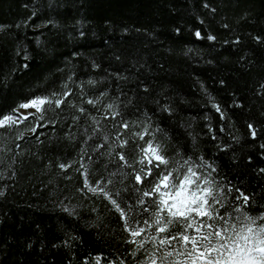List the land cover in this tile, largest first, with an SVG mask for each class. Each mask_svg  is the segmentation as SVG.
I'll use <instances>...</instances> for the list:
<instances>
[{"label":"trees","instance_id":"trees-1","mask_svg":"<svg viewBox=\"0 0 264 264\" xmlns=\"http://www.w3.org/2000/svg\"><path fill=\"white\" fill-rule=\"evenodd\" d=\"M0 25V117L36 96L64 100L0 127V264H143L157 251L154 225L144 248L127 243L120 212L88 188L100 182L151 223L136 191L150 178L133 171L145 127L169 167L181 155L211 165L226 219L264 218V0H0Z\"/></svg>","mask_w":264,"mask_h":264},{"label":"snow or ice","instance_id":"snow-or-ice-1","mask_svg":"<svg viewBox=\"0 0 264 264\" xmlns=\"http://www.w3.org/2000/svg\"><path fill=\"white\" fill-rule=\"evenodd\" d=\"M0 28L3 26L0 25ZM196 35L200 36V32L197 31ZM208 39L215 40L216 37L209 36ZM255 39L261 41L262 37L256 36ZM95 66L98 67V65ZM68 94L65 92L60 95ZM56 95L54 93L53 97ZM53 97L36 96L23 102L13 110V113L19 112L20 108H34L35 113H20L19 116L11 113L5 114L0 117V127L12 126L27 119L28 116H32L34 120L37 118L40 121L44 120L46 104L55 103L60 106L64 103L63 99L53 100ZM89 103L95 102L90 100ZM216 107L219 110V106ZM107 108L113 110L112 115H120V112L115 110V105L108 104ZM163 108L171 111L167 106ZM80 111L83 112L85 109L81 108ZM122 127L128 129L130 125L122 122ZM248 127L252 129L251 135L256 136L254 126L249 124ZM30 130L35 131V128ZM135 136L141 140L145 136L151 137L145 141L143 147L137 145L141 153L139 161L143 167L140 171L133 169L134 179L141 185L144 184L145 177L150 178V187L144 190L137 188L136 191L140 193L137 203L141 206L149 205L143 208V212L151 213V223L149 220L129 217L128 212L121 207L112 193L99 186L100 182L96 187L88 184V188L94 193L98 192L106 196L120 212L124 221L123 226L130 233L127 243L144 248L148 237L138 238L145 233L146 229L155 226L156 234L152 236V241L157 251L163 249V252L157 255V251H153L143 264H264V223L257 222L258 219L264 218L253 217L247 212L243 213L242 218L238 214L235 219L230 215L227 219L221 215L215 206L221 204V197L226 194L223 186L217 184L210 164H197L191 156L185 159L181 155L180 160L169 167L170 158L165 154L166 146L162 141L154 143L156 141L155 132H150L149 128L145 127L141 132H136ZM105 139L108 137L106 136ZM118 140L121 146H127L128 140H120L119 136ZM118 155L120 160L127 165L128 160L124 154L121 152ZM59 167L64 169L70 165L61 163ZM153 169H156V175H153ZM261 171L264 172V169ZM87 175V170H85L86 183ZM112 182L109 179L106 183L111 184ZM116 195L118 196L119 192ZM144 197H152V199L145 201ZM241 198L244 204L250 200V197L243 192H240L237 197V199ZM128 211H133V207H128ZM174 226H179L175 233L170 231ZM67 242L66 240L63 243L67 244ZM109 264H117V261H110Z\"/></svg>","mask_w":264,"mask_h":264},{"label":"rangeland","instance_id":"rangeland-1","mask_svg":"<svg viewBox=\"0 0 264 264\" xmlns=\"http://www.w3.org/2000/svg\"><path fill=\"white\" fill-rule=\"evenodd\" d=\"M21 113H35V109L34 108H29V109H23V108H21L20 110H19Z\"/></svg>","mask_w":264,"mask_h":264},{"label":"water","instance_id":"water-1","mask_svg":"<svg viewBox=\"0 0 264 264\" xmlns=\"http://www.w3.org/2000/svg\"><path fill=\"white\" fill-rule=\"evenodd\" d=\"M28 117H30V116H28Z\"/></svg>","mask_w":264,"mask_h":264}]
</instances>
